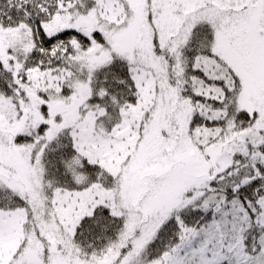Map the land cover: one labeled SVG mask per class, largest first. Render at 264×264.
I'll list each match as a JSON object with an SVG mask.
<instances>
[{"label": "snow or ice", "instance_id": "obj_1", "mask_svg": "<svg viewBox=\"0 0 264 264\" xmlns=\"http://www.w3.org/2000/svg\"><path fill=\"white\" fill-rule=\"evenodd\" d=\"M0 264H264V0H0Z\"/></svg>", "mask_w": 264, "mask_h": 264}]
</instances>
